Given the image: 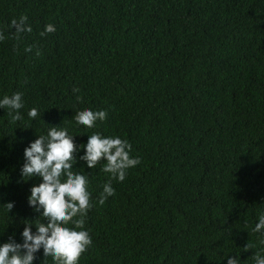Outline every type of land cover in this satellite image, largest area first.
Wrapping results in <instances>:
<instances>
[{"label": "trees", "instance_id": "obj_1", "mask_svg": "<svg viewBox=\"0 0 264 264\" xmlns=\"http://www.w3.org/2000/svg\"><path fill=\"white\" fill-rule=\"evenodd\" d=\"M21 15L31 32L9 27ZM47 24L55 31L41 35ZM0 37V96L23 101L18 121L0 109V243L46 222L26 199L40 181L20 166L24 147L52 125L76 144L92 132L119 136L140 160L110 181L103 204V162L73 165L91 194V244L78 264L264 255L252 231L264 211V0H0ZM84 109L106 118L77 127L71 117ZM35 257L53 264L42 250Z\"/></svg>", "mask_w": 264, "mask_h": 264}, {"label": "clouds", "instance_id": "obj_2", "mask_svg": "<svg viewBox=\"0 0 264 264\" xmlns=\"http://www.w3.org/2000/svg\"><path fill=\"white\" fill-rule=\"evenodd\" d=\"M26 19L23 15L13 18L9 27L16 34L31 32ZM54 31V25L47 24L41 35ZM25 51H31V48H25ZM35 54L39 55V52ZM22 107V93L0 96V109H6L13 122L22 119L19 112ZM26 115L29 119L36 118L37 108L28 109ZM105 118L106 112L102 109H84L71 117L77 127L85 129H92L96 121L103 122ZM86 136L84 143L76 144L74 135L66 128L50 125L46 134L36 135L24 147L20 176L37 177L40 181L29 188L27 204L39 213V217L46 218V222L34 227L26 222L19 233L20 242L13 234L0 243V264H33L35 254L41 250L43 256L51 257L53 264H78L81 254L91 244L89 233L83 228V217L91 207V194L87 190L88 175L72 171L73 165L79 160L83 162V169H93L98 162H103L100 170L109 176L97 201L103 204L114 194L110 181H124L127 170L140 163L139 158L130 157L131 146L127 140L98 132ZM81 149L82 154L77 156ZM6 205L9 210L13 207L12 202ZM69 223L72 227L67 226ZM33 228L35 231H32ZM252 231L260 234V244L264 245V211L258 215ZM253 259L254 264H264V255L254 254ZM226 264H241L240 257L229 255Z\"/></svg>", "mask_w": 264, "mask_h": 264}]
</instances>
